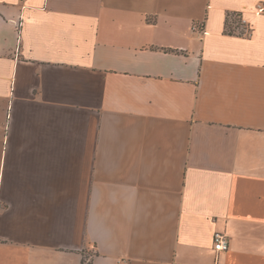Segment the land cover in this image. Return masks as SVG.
<instances>
[{
    "label": "crops",
    "instance_id": "crops-1",
    "mask_svg": "<svg viewBox=\"0 0 264 264\" xmlns=\"http://www.w3.org/2000/svg\"><path fill=\"white\" fill-rule=\"evenodd\" d=\"M261 5L0 0V264H264Z\"/></svg>",
    "mask_w": 264,
    "mask_h": 264
},
{
    "label": "built area",
    "instance_id": "built-area-1",
    "mask_svg": "<svg viewBox=\"0 0 264 264\" xmlns=\"http://www.w3.org/2000/svg\"><path fill=\"white\" fill-rule=\"evenodd\" d=\"M24 1V0H23ZM258 10L264 12V5H261ZM242 23L245 22L242 20ZM230 247L229 237L225 233L218 232L214 236V249L217 253L228 251Z\"/></svg>",
    "mask_w": 264,
    "mask_h": 264
},
{
    "label": "rangeland",
    "instance_id": "rangeland-1",
    "mask_svg": "<svg viewBox=\"0 0 264 264\" xmlns=\"http://www.w3.org/2000/svg\"><path fill=\"white\" fill-rule=\"evenodd\" d=\"M22 1H23V0H22ZM239 23L241 24V26L244 25V24L242 23V21L239 22ZM240 24H239V26H240ZM242 28H243V27H242ZM237 30H238V31H239V30H240V31H245V32H246V31H249L247 28H246V29H244V28H243V29H240V28H239V29H237Z\"/></svg>",
    "mask_w": 264,
    "mask_h": 264
},
{
    "label": "trees",
    "instance_id": "trees-1",
    "mask_svg": "<svg viewBox=\"0 0 264 264\" xmlns=\"http://www.w3.org/2000/svg\"><path fill=\"white\" fill-rule=\"evenodd\" d=\"M237 21H238V20H237ZM237 21H236V22H237ZM233 23H234V22H233ZM228 30L230 31L229 27H228Z\"/></svg>",
    "mask_w": 264,
    "mask_h": 264
}]
</instances>
